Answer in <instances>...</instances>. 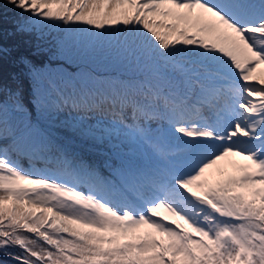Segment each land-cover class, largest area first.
<instances>
[{
	"label": "snow or ice",
	"instance_id": "6c2138e0",
	"mask_svg": "<svg viewBox=\"0 0 264 264\" xmlns=\"http://www.w3.org/2000/svg\"><path fill=\"white\" fill-rule=\"evenodd\" d=\"M8 8L0 264H264V0H0ZM48 26L69 33L58 52L100 48L142 77L84 102L106 125L65 124L98 163L51 130L82 98L45 80ZM137 147L150 162L127 158Z\"/></svg>",
	"mask_w": 264,
	"mask_h": 264
},
{
	"label": "rangeland",
	"instance_id": "374dc122",
	"mask_svg": "<svg viewBox=\"0 0 264 264\" xmlns=\"http://www.w3.org/2000/svg\"><path fill=\"white\" fill-rule=\"evenodd\" d=\"M9 9V11H11V12H7V13H11V14H5L6 15V17L8 18V20L10 21V20H12V19H15L16 18V14L10 9V8H8ZM8 9H5V10H8ZM10 26V25H9ZM77 27H79V28H87V26H85V25H78ZM52 30L55 32V33H57V35H60V34H62L61 35V39L60 40H58L57 41V45H58V43L61 41V40H64V39H66V37L69 35V33H67V32H65L64 31V28H63V26H60V27H53L52 26ZM94 31V30H93ZM73 41H69L68 43H67V45H66V47H65V49L62 51V52H56L52 57H51V60L49 61L48 60V58H46L45 59V67H46V72H45V75H50V74H52V72H55L56 70H59L60 68H63V67H65L63 64H58L59 62H61L62 60H64L67 64H69V63H78V62H80V60L79 61H77L74 57H70L69 56V54H71V51H72V49H73ZM78 45H79V47H81L83 50L81 51V52H79V55H85V54H91V53H93L94 51H91V50H86L85 49V47L83 46V45H81V44H79L78 43ZM97 52H100L101 53V57H102V59L98 62V64L99 65H104V64H107V63H109L107 60H104L103 58H105V57H108L109 55H108V53H107V51H105V50H101V49H98L97 50ZM99 60V58L97 57V55H91L90 56V58H89V62L90 63H92V64H94V63H96L97 61ZM49 61V62H48ZM117 61H122V60H117ZM116 61V62H117ZM52 62H56L54 65H52L51 63ZM123 63H125L124 61H123ZM130 70H131V72L132 73H136L138 70L135 68V67H131L130 68ZM257 70L258 71H260V70H264V65H259V66H257ZM89 73L90 74H97L96 73V71L94 70V71H89ZM132 85L134 84V83H131ZM102 116H103V114L105 113L104 111H100L99 112ZM108 118L109 117H111V114L109 113L108 114V116H107ZM73 119H77V120H80V119H82L85 123H87V124H89V125H96V124H98V123H101V122H103L105 125L109 122V121H111V119H102V118H91V116H85L84 118L83 117H81V116H78V117H74V116H71V115H66V114H57V116L54 118V122H56V121H58V120H60L62 123H67V122H70V121H72ZM65 124H64V126H65ZM66 127V126H65ZM66 129H68V132L70 133V135L72 136V137H74L78 142H81L80 140H79V138H77V137H75V136H73V134H72V130L70 129V128H68V127H66ZM55 131H59L58 129H54ZM82 143V142H81ZM87 145V144H86ZM82 147H84V146H82ZM85 148V147H84ZM96 152H97V150L95 149V148H93ZM148 152V151H147ZM99 153V152H98ZM149 153V152H148ZM90 157H88L87 159H89ZM24 166H25V164H24ZM228 171H231V169L230 168H228L227 169ZM86 191V190H85ZM28 207H30L31 208V210H33V211H39L40 209H38L36 206H28ZM159 238V237H158Z\"/></svg>",
	"mask_w": 264,
	"mask_h": 264
},
{
	"label": "trees",
	"instance_id": "16d2710c",
	"mask_svg": "<svg viewBox=\"0 0 264 264\" xmlns=\"http://www.w3.org/2000/svg\"><path fill=\"white\" fill-rule=\"evenodd\" d=\"M7 12H11V11H9V9L8 10L0 9V14H4ZM7 14H9V13H7ZM109 82H110L109 79L104 80V78H103L98 83V84H101V86H100L94 82L93 77H89L86 79H80L79 78L78 80L73 82L74 84L71 85V86H73L72 88H70L69 90H63L65 95L74 94L76 97L82 98L81 107L80 108H72V111L83 112L85 110V106H84L85 101L91 102V100L93 98L97 97L98 93L106 92V90L109 91L112 89ZM115 82H116V80H115ZM61 87H63V86H61Z\"/></svg>",
	"mask_w": 264,
	"mask_h": 264
}]
</instances>
